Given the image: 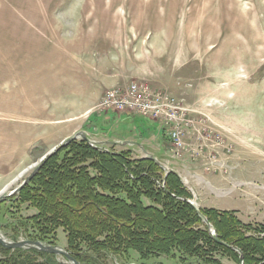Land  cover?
Here are the masks:
<instances>
[{
    "label": "rangeland",
    "instance_id": "1",
    "mask_svg": "<svg viewBox=\"0 0 264 264\" xmlns=\"http://www.w3.org/2000/svg\"><path fill=\"white\" fill-rule=\"evenodd\" d=\"M245 1L256 7L255 23L240 24L231 0H0L4 236L20 241L29 239L26 232L37 233L30 223L37 209L12 194L15 188L52 150L88 140L103 151H130L134 159L154 156L159 186L170 171L178 173L201 219L198 228L213 239L219 236L201 208L233 213L252 226L243 230L247 236L263 238L264 0ZM234 29L245 37L237 46ZM133 85L170 94L181 106L178 115L171 113L181 121L182 146L172 141L174 126L166 116L136 115V104L111 108L114 115L103 111L107 90L129 92ZM68 235L59 227L45 235V243L68 250ZM232 249L239 258L220 250V264H244L240 249ZM125 255L133 261L128 264H205L180 254ZM17 257L47 260L30 252ZM55 259L66 263L61 255ZM106 262L119 264L112 257Z\"/></svg>",
    "mask_w": 264,
    "mask_h": 264
},
{
    "label": "trees",
    "instance_id": "2",
    "mask_svg": "<svg viewBox=\"0 0 264 264\" xmlns=\"http://www.w3.org/2000/svg\"><path fill=\"white\" fill-rule=\"evenodd\" d=\"M159 169L153 159H134L130 151H103L88 140L60 146L19 192L21 201L37 209L30 219L37 233L29 231L25 237L45 242L47 233L64 227L71 243L68 250L80 264H108V257L128 264L133 261L126 260L125 254L131 250L143 259L180 254L185 259L220 264L215 257L220 250L239 258L233 247L240 249L244 264H264V237L247 236L243 231L252 229L251 225L228 211L201 208L219 238L232 243V248L217 243L208 231L198 228L201 219L188 202L192 196L180 175L170 171L165 186H159ZM27 252L47 260L34 263L17 257ZM0 264L67 263L38 249L13 250L0 243Z\"/></svg>",
    "mask_w": 264,
    "mask_h": 264
},
{
    "label": "built area",
    "instance_id": "3",
    "mask_svg": "<svg viewBox=\"0 0 264 264\" xmlns=\"http://www.w3.org/2000/svg\"><path fill=\"white\" fill-rule=\"evenodd\" d=\"M101 106L103 107V111L108 110L115 111V107H126L127 104H136L139 109L134 110L133 112L136 115L143 114L144 116H166L169 118V123L174 126V132L172 134V141L175 143L176 146H182L184 144V134L181 127V121L175 120L171 112L178 113L180 112L179 105L176 104V100L170 95L165 94L164 92H154L149 90L143 91V88L139 85H133L129 92H124L122 88H117L113 90H107L100 102ZM132 113V112H129ZM163 122V121H162Z\"/></svg>",
    "mask_w": 264,
    "mask_h": 264
},
{
    "label": "water",
    "instance_id": "4",
    "mask_svg": "<svg viewBox=\"0 0 264 264\" xmlns=\"http://www.w3.org/2000/svg\"><path fill=\"white\" fill-rule=\"evenodd\" d=\"M55 150H52L51 152H49L48 154H46L44 156V159H46L48 157V155H50L51 153H53ZM151 159L155 160L154 156H150ZM42 163L37 166L35 168V170L30 174V176L24 180L19 186H17L15 188V190L12 192V194H16L19 193L21 191V189L30 182V180L33 178V176L39 171V169L41 168ZM7 196L1 194L0 195V202L2 200H4ZM192 205H194L190 200H188ZM195 206V205H194ZM198 213L206 218V216L199 210L197 209ZM214 239L220 243V244H224L222 240H220L217 235L213 236ZM0 243L8 248H29V249H38L41 252H47V253H52L54 255H61L65 258L66 263L68 264H80L75 257L71 254V252L69 250H67L66 248L60 246V245H53V244H47L41 240H30V239H23L20 241H13V240H8L4 234L1 232L0 230Z\"/></svg>",
    "mask_w": 264,
    "mask_h": 264
},
{
    "label": "bare ground",
    "instance_id": "5",
    "mask_svg": "<svg viewBox=\"0 0 264 264\" xmlns=\"http://www.w3.org/2000/svg\"><path fill=\"white\" fill-rule=\"evenodd\" d=\"M233 3H236L237 2V4L238 5H236V10L237 11H239V13L242 15V17H241V22H240V24L242 23H244L245 21L247 22V20H250L252 23H255L256 22V18H257V11H256V7H255V5L253 6H251V3L249 4L247 1H245V0H231ZM239 3H241L240 5H239ZM231 6V5H230ZM229 9V8H228ZM202 15V14H201ZM235 18V17H234ZM198 20V19H197ZM213 22H215V21H213ZM219 22V21H218ZM196 23H197V21H196ZM212 23V22H211ZM213 24V23H212ZM196 25V24H195ZM234 25V24H233ZM239 25V24H238ZM241 26V25H240ZM214 31V30H213ZM211 32V31H210ZM211 34V33H210ZM217 34V33H216ZM232 34V37H231V40H233L234 38H236L237 39V37H240V39L238 38V40H233V45H235V46H237L238 45V43H240L241 42V40L243 41H245V37H244V35H241L240 34V30H237V29H234V31H233V33H231ZM216 36V38H217V35H215ZM230 36V35H229ZM210 38V37H209ZM214 38V37H213ZM212 38V39H213ZM229 38V37H228ZM256 38V39H255ZM255 38L253 37V36H251L249 39L250 40H252V41H256L257 39H258V36H255ZM227 39V38H226ZM261 39V38H260ZM228 40V39H227ZM230 40V38H229V41H231ZM228 41V42H229ZM210 42V41H209ZM226 42V41H225ZM196 43H197V41H196ZM228 44H230V43H228ZM231 45V44H230ZM262 46V45H261ZM235 48V47H234ZM262 50V49H261ZM242 52V51H241ZM259 56V55H258ZM239 72H240V74H239V76H243L244 77V70H243V68L241 67V66H239ZM236 72H238L237 70H236ZM242 77V78H243Z\"/></svg>",
    "mask_w": 264,
    "mask_h": 264
},
{
    "label": "crops",
    "instance_id": "6",
    "mask_svg": "<svg viewBox=\"0 0 264 264\" xmlns=\"http://www.w3.org/2000/svg\"><path fill=\"white\" fill-rule=\"evenodd\" d=\"M110 112V114L112 113H114V112H111V111H109ZM114 114H116V113H114ZM113 114V115H114ZM130 117H132V118H135V117H133V116H131V115H125L124 114V116L122 117L123 119H129ZM136 118H138V117H136ZM152 127H154V125H152ZM155 128H156V126H155ZM208 202V201H207ZM207 202H205V201H203L202 203H201V206H204V207H208V205H207Z\"/></svg>",
    "mask_w": 264,
    "mask_h": 264
}]
</instances>
